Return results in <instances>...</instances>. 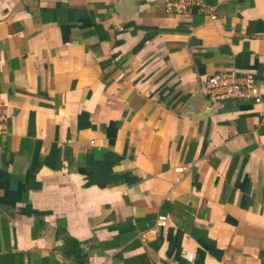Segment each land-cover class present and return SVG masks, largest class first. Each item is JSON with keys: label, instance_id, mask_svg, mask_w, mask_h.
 Instances as JSON below:
<instances>
[{"label": "crops", "instance_id": "obj_1", "mask_svg": "<svg viewBox=\"0 0 264 264\" xmlns=\"http://www.w3.org/2000/svg\"><path fill=\"white\" fill-rule=\"evenodd\" d=\"M201 2L0 0V264H264V0Z\"/></svg>", "mask_w": 264, "mask_h": 264}, {"label": "built area", "instance_id": "obj_2", "mask_svg": "<svg viewBox=\"0 0 264 264\" xmlns=\"http://www.w3.org/2000/svg\"><path fill=\"white\" fill-rule=\"evenodd\" d=\"M166 11L171 15L188 13L194 8L203 9L201 0H159ZM210 19L215 17L210 15ZM206 95L213 101L222 100H252L260 102L255 79L250 73L223 71L207 77L205 82ZM5 133V123L0 117V134ZM167 219L159 218L158 225L166 226Z\"/></svg>", "mask_w": 264, "mask_h": 264}, {"label": "trees", "instance_id": "obj_3", "mask_svg": "<svg viewBox=\"0 0 264 264\" xmlns=\"http://www.w3.org/2000/svg\"><path fill=\"white\" fill-rule=\"evenodd\" d=\"M54 238L60 241L61 244L57 248L66 260L71 261L73 264H86L87 255L81 247V242L72 238L67 234L65 222L62 220L57 221L54 231Z\"/></svg>", "mask_w": 264, "mask_h": 264}, {"label": "water", "instance_id": "obj_4", "mask_svg": "<svg viewBox=\"0 0 264 264\" xmlns=\"http://www.w3.org/2000/svg\"><path fill=\"white\" fill-rule=\"evenodd\" d=\"M201 100L208 103L207 100L202 99L201 94L198 92L196 95L188 102V104L183 108V110L180 113V116H186L189 112H191V109H194L195 106H197L199 103L201 104Z\"/></svg>", "mask_w": 264, "mask_h": 264}]
</instances>
